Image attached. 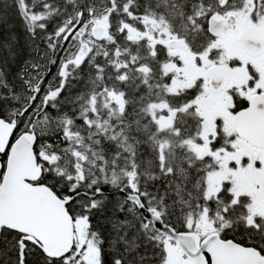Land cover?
<instances>
[{
    "label": "snow or ice",
    "instance_id": "1",
    "mask_svg": "<svg viewBox=\"0 0 264 264\" xmlns=\"http://www.w3.org/2000/svg\"><path fill=\"white\" fill-rule=\"evenodd\" d=\"M0 264H264V0H0Z\"/></svg>",
    "mask_w": 264,
    "mask_h": 264
}]
</instances>
